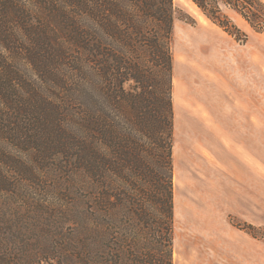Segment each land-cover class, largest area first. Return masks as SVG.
Instances as JSON below:
<instances>
[{
  "label": "trees",
  "instance_id": "obj_1",
  "mask_svg": "<svg viewBox=\"0 0 264 264\" xmlns=\"http://www.w3.org/2000/svg\"><path fill=\"white\" fill-rule=\"evenodd\" d=\"M220 1L263 30L262 2ZM173 20V0H0V264H54L58 161L84 186L64 264H172Z\"/></svg>",
  "mask_w": 264,
  "mask_h": 264
},
{
  "label": "rangeland",
  "instance_id": "obj_2",
  "mask_svg": "<svg viewBox=\"0 0 264 264\" xmlns=\"http://www.w3.org/2000/svg\"><path fill=\"white\" fill-rule=\"evenodd\" d=\"M217 2L226 29L191 0H173L172 264L184 263L175 249L189 202L209 218L196 264H264V28ZM76 181L73 189L58 161L44 222L54 264H64L74 223L81 224L84 186Z\"/></svg>",
  "mask_w": 264,
  "mask_h": 264
},
{
  "label": "bare ground",
  "instance_id": "obj_3",
  "mask_svg": "<svg viewBox=\"0 0 264 264\" xmlns=\"http://www.w3.org/2000/svg\"><path fill=\"white\" fill-rule=\"evenodd\" d=\"M175 198L176 192H174V213L177 211ZM180 215L183 221L185 235H183L181 244L176 243L175 250L182 253L181 256L184 259L182 260L184 261L183 264H196V260L200 256L201 235H203V230L206 228V221L209 218L202 214L201 208L193 202L185 203L181 208ZM175 254L174 251V256ZM178 258L180 259L179 256Z\"/></svg>",
  "mask_w": 264,
  "mask_h": 264
}]
</instances>
